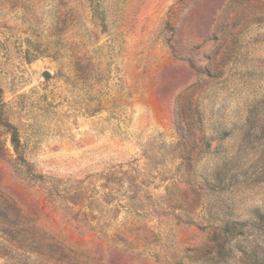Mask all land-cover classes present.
<instances>
[{"label":"rangeland","instance_id":"obj_1","mask_svg":"<svg viewBox=\"0 0 264 264\" xmlns=\"http://www.w3.org/2000/svg\"><path fill=\"white\" fill-rule=\"evenodd\" d=\"M0 264H264V0H0Z\"/></svg>","mask_w":264,"mask_h":264},{"label":"water","instance_id":"obj_2","mask_svg":"<svg viewBox=\"0 0 264 264\" xmlns=\"http://www.w3.org/2000/svg\"><path fill=\"white\" fill-rule=\"evenodd\" d=\"M44 75H45L46 78L50 77L49 73H45Z\"/></svg>","mask_w":264,"mask_h":264}]
</instances>
